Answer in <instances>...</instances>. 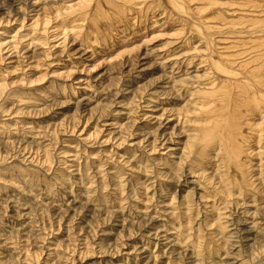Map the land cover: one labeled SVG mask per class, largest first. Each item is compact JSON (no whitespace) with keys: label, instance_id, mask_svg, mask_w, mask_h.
<instances>
[{"label":"rangeland","instance_id":"374dc122","mask_svg":"<svg viewBox=\"0 0 264 264\" xmlns=\"http://www.w3.org/2000/svg\"><path fill=\"white\" fill-rule=\"evenodd\" d=\"M26 1L0 0V264H264V195L231 187L215 142L192 158L210 84L194 29L140 0L106 46L80 36L83 0Z\"/></svg>","mask_w":264,"mask_h":264},{"label":"bare ground","instance_id":"6f19581e","mask_svg":"<svg viewBox=\"0 0 264 264\" xmlns=\"http://www.w3.org/2000/svg\"><path fill=\"white\" fill-rule=\"evenodd\" d=\"M154 1H162L165 7H167L166 9H169L170 14H172L170 17L173 18L170 20H175V22L182 24L181 26L186 28L187 31H189V27L194 29L196 33L194 38L200 36V39L205 44L203 45L206 46L204 53L205 56H208L207 69L209 68L210 72L207 74L209 77L205 78L210 84L207 85L206 92L197 93L200 97L199 104L201 106L199 105L198 109L197 107L193 108L198 110V114H200L199 116H201V118H207L208 124L207 126L206 124L204 127L202 126L203 128L199 127L200 135L195 138L193 143L194 155L192 158L196 161L204 160L205 152L200 150L203 149L201 145L204 146L203 144H205L206 146L204 149H206V147L210 148L208 146L209 143L213 144L212 142H215L218 145V147H216L224 153V156L222 153L219 154L224 157L222 159V164L227 170V172H225L229 175H227L228 182L233 185L231 187H239L246 192V195L247 191L254 188L255 190H251L250 193L253 194L256 192L263 196L264 191L260 188L263 181L261 182L260 179L264 177V170L263 167H260L259 162L257 164L251 156L255 150L254 148H256L253 145H258L257 149L260 148L262 150L261 152V150L258 149V151L261 152L258 154L264 156V0ZM51 2L55 3L54 1ZM25 5L27 9H36L40 6L39 3L33 0L26 1ZM143 11L144 10L140 7V0H83V2L79 3L76 9L73 10V12L76 13L74 19L83 20L84 23L80 34V36L83 37V41L94 38L96 40L98 39L99 43L104 42V44L109 42V37L115 32H112L115 27V22H129L130 20L128 21V19L131 18L130 16L136 13L142 14ZM116 29H118V27ZM220 33L232 36L234 38H232L233 41H236V35L240 37V39L238 42L229 44L227 40H224L226 38L221 39L220 35L222 34ZM216 35L220 36V39L215 38ZM96 40L94 41L96 42ZM220 45H222V47H220ZM235 49L238 50L234 52L235 54L228 52L234 51ZM79 54H81L82 57L87 56V58L94 56V52L89 53L85 48H81ZM208 104H210V106L206 109L205 107ZM196 105H198V102L194 106ZM187 146H189V144H187ZM211 149H213V147ZM219 150L216 149V151ZM207 152L210 153V151ZM210 157L208 156V158ZM205 160L207 161V159ZM262 160L264 161L263 158ZM251 161L255 163L252 164ZM258 161L260 160L258 159ZM210 162H208V164L212 163ZM218 164H220V161H218ZM206 165H204V167ZM212 165L213 163L210 166ZM219 167L221 169L224 168L222 165ZM220 168L217 170H221ZM214 170H216V168H214ZM215 173L216 172H214V176L218 177V174ZM222 193L224 195L223 205L228 206L229 204H237L232 202L234 199H230L227 191H222ZM247 196H250V194ZM235 208L239 209L241 205L234 206V210ZM246 214H248L247 211ZM252 218H254V216ZM248 220H250V218L241 223L243 234H249L244 236L247 241V246H249V243L255 242L256 239L255 236H253L256 235L253 233L255 224L252 222L251 225H249ZM221 230L222 228L219 226L218 234L221 233ZM237 232L238 231H236V233L232 232L233 236L237 234ZM250 233H252V235ZM209 237L215 238L213 235ZM231 264L236 263L233 262Z\"/></svg>","mask_w":264,"mask_h":264}]
</instances>
